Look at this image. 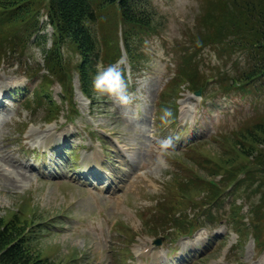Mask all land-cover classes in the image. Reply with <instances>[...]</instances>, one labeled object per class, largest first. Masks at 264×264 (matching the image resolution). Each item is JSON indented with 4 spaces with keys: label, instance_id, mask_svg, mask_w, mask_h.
<instances>
[{
    "label": "rangeland",
    "instance_id": "rangeland-1",
    "mask_svg": "<svg viewBox=\"0 0 264 264\" xmlns=\"http://www.w3.org/2000/svg\"><path fill=\"white\" fill-rule=\"evenodd\" d=\"M151 3L153 28L131 48L138 67L122 50L115 12H102L96 26L106 65L121 61L126 105L96 90L91 103L82 95L69 46L60 49L62 70L50 77L51 26L34 36L20 25L0 28V215L48 227L34 250L53 264H123L155 241L161 244L138 264H264V171L246 155L258 149L248 131L264 125V77L241 81L251 61L232 39L252 24L246 4L264 0ZM163 108L172 113L167 123L179 113L181 126L198 120L200 130L162 149L156 125L165 124ZM37 146L69 150L71 158L55 168V154L46 169ZM93 153L100 157L84 166ZM179 225L193 235L174 242L188 233Z\"/></svg>",
    "mask_w": 264,
    "mask_h": 264
},
{
    "label": "trees",
    "instance_id": "trees-1",
    "mask_svg": "<svg viewBox=\"0 0 264 264\" xmlns=\"http://www.w3.org/2000/svg\"><path fill=\"white\" fill-rule=\"evenodd\" d=\"M246 8L249 10L244 14L252 24L246 31H235L232 39L235 46L243 45L251 61L249 73L241 80L247 82L264 77V6L246 4ZM107 11L119 16L123 50L133 66L138 67V62L132 58L131 48L140 36L149 34L153 28L155 12L151 0H0V28L6 23L13 27L20 25L24 27L23 32L29 31L28 36H34L38 29L40 32L46 25L51 26L52 47L45 59L46 70L51 78L57 77L58 70H62L63 66L60 49L66 46L73 48L78 55L76 70L80 91L93 102V78L100 70V64L103 62L106 65L108 58L101 49L103 44L97 37L96 26L100 23L101 13ZM40 15H43L44 23H41ZM120 55L114 58L118 59ZM176 81L178 85L181 82L179 79ZM251 86L256 91L257 84L252 83ZM260 123L248 131L258 149L246 155L249 164L264 171V140L257 138L256 134H264V125ZM249 175L251 171L246 170L244 179ZM232 206L235 208L234 203ZM242 211L243 207L239 205L236 217L240 221ZM40 225L29 223L18 214L7 220L0 215V264H53L48 258L38 256L34 250L41 233L49 229ZM178 228L192 234L193 229L187 230L182 225Z\"/></svg>",
    "mask_w": 264,
    "mask_h": 264
},
{
    "label": "clouds",
    "instance_id": "clouds-1",
    "mask_svg": "<svg viewBox=\"0 0 264 264\" xmlns=\"http://www.w3.org/2000/svg\"><path fill=\"white\" fill-rule=\"evenodd\" d=\"M93 87L99 94L113 98L117 104L126 105L130 102L128 85L123 75L120 60L114 61L98 70L93 78ZM171 115L169 108H163L160 119L167 123ZM177 136L178 133L170 129L167 136L160 141V147L167 149L170 144L176 142Z\"/></svg>",
    "mask_w": 264,
    "mask_h": 264
}]
</instances>
